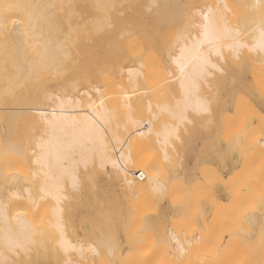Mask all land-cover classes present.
<instances>
[{
  "label": "bare ground",
  "instance_id": "6f19581e",
  "mask_svg": "<svg viewBox=\"0 0 264 264\" xmlns=\"http://www.w3.org/2000/svg\"><path fill=\"white\" fill-rule=\"evenodd\" d=\"M257 61L264 0H0V264H264L260 177L239 214L178 149L262 166ZM110 184L136 210L109 215Z\"/></svg>",
  "mask_w": 264,
  "mask_h": 264
},
{
  "label": "rangeland",
  "instance_id": "374dc122",
  "mask_svg": "<svg viewBox=\"0 0 264 264\" xmlns=\"http://www.w3.org/2000/svg\"><path fill=\"white\" fill-rule=\"evenodd\" d=\"M262 65H264L263 64V62H260V61H257V62H255L253 65H251L250 66V69H249V71L248 70H245V68H244V70L246 71H243V72H245V73H247L248 72V77L250 78L251 77V85H252V90L254 91V93L256 92V94L258 95V97H259V94L262 92V94L264 93V82L263 81H260L259 80V78H261L260 76H258L259 75V72H260V67H262ZM242 72V73H243ZM257 92H260L259 94L257 93ZM243 94V93H242ZM262 94H260V96L262 95ZM264 95V94H263ZM240 97H243L242 95H239ZM264 97V96H263ZM263 97H259V98H256V97H253L252 98V105H250V111L248 112L249 113V115H246L245 117H247V116H249L250 118H252V120H254V122H255V124L257 125H259V128H260V130H261V134H262V136H263V138H264V98ZM263 98V99H262ZM155 110L157 109V107H155L154 108ZM262 113V117L260 118L259 117V113ZM245 117H244V114H241V115H238V116H235V117H233V119L231 120V119H229V120H231L230 122H232L231 123V125L235 128H239V121H244L245 120ZM229 121H228V123H230ZM256 122H258V123H256ZM227 125V124H226ZM239 131H240V128L238 129ZM187 133V132H186ZM186 133L185 134H182V135H184L183 137H185V138H188L189 140H190V138L189 137H186ZM191 132L189 131V133H188V135L192 138V139H196V141H197V138H199L198 140H200L201 138H202V135H204V134H201V133H203V132H201V133H198V134H196V132H194V133H192L193 135L191 136V134H190ZM196 134V135H195ZM187 135V136H188ZM198 136V137H197ZM182 137V140H180L181 142L183 141V138ZM188 139H185L184 141L185 142H187V140ZM194 139V140H195ZM189 140H188V143H191L192 141L193 142H195L194 140H192V141H190L189 142ZM177 141V140H176ZM182 142V143H185V142ZM178 142V141H177ZM193 142L189 145L188 143L186 144V148H189V149H186V148H184L185 146V144L184 145H182V149L184 148V149H186V151H184V149L183 150H181L180 148V145H181V143H179L178 142V144H180V145H178V147H180V148H178L179 149V152H180V157H182L181 159H179L180 160V163L181 164H186V162L188 163V164H186V165H192L190 168H191V171H189V172H191L192 174H193V172L196 170V172H194L195 174H196V178L198 179V181L200 180V181H202V183L203 182H206L207 183V186H208V189H209V193L211 194L212 193V195H214V193H215V196L218 198V199H216L215 197V201L217 200V201H219V200H221L220 198H224L225 196V198H227L228 197V199H229V201L227 202V201H225L224 202V204H226V205H228L229 203H231V201H233V202H235L236 203V201H242V203H244V204H241L240 203V205L238 204V210H240L239 211V214H241L243 211H245V209L247 208V206L245 205L246 203L245 202H243V200H241V198H243V196L245 197L248 193H251V192H249V189L247 188V186H245L244 185V183H245V180H247V179H245L244 180V177L245 178H247V175H248V177L250 176V177H260V179L262 180V182L264 183V174L261 176V174H262V172H264V163L262 164V166L260 167L259 165H257V164H254V165H249V167H248V165H243V163L239 166L238 165V167L236 168L237 170L235 171V173L237 174V177H236V175H235V173H234V175L235 176H231V177H229V175L228 174H224V173H227L226 171H223V169L224 168H222V165H221V160H219L218 158H216V155L214 156L213 154H210L209 152H201V153H203V154H201V153H199L200 155H202V156H199V154L197 153V152H195V147L194 146H196V144H197V142H195L194 144L195 145H193ZM147 144H151V145H148V147H147V150H149L150 151V153H152V152H154L153 151V148H155L154 146V143L153 142H151V143H147ZM187 145H189L190 147H191V149H190V147L189 146H187ZM254 146L255 145H252V147L250 148V149H254ZM144 148H145V146H144ZM143 148V149H144ZM192 148H194L195 150L194 151H192L193 149ZM151 149H152V152H151ZM146 150V149H145ZM147 150L146 151H144V150H142V151H144V153L145 152H147ZM155 150V149H154ZM190 150V152L192 151V152H194L195 153V155L197 154L198 155V157L196 158V156L195 157H193V159L191 158V155H189V153L188 154H186L188 151ZM182 151V152H181ZM196 151H199V150H196ZM183 152H185V154L183 153ZM190 153V154H194V153ZM143 153V152H142ZM149 153V152H148ZM147 153V154H148ZM183 153V154H182ZM205 153H207L206 154V156H205ZM183 155V156H182ZM186 155H188V156H186ZM210 155H211V159H210ZM193 156V155H192ZM212 156H214L213 158H212ZM189 157V160L187 159ZM202 157V158H201ZM209 158V161H208V159H206V158ZM221 157V156H220ZM183 158H185V159H183ZM192 160H191V159ZM206 159V161H204L205 159ZM183 159V160H182ZM187 159V160H186ZM194 159H197L198 160V162H197V160L195 161V162H197L196 163V165L198 166V167H196L195 166V162L193 161ZM186 160V161H185ZM212 162H211V161ZM214 160H216V161H214ZM181 161H183V162H181ZM193 161V162H192ZM199 161H202L203 163V165L201 166V165H199V164H201ZM208 161V162H207ZM220 161V162H219ZM205 162V163H204ZM208 164H207V163ZM191 163V164H190ZM210 163V164H209ZM193 166H194V168H193ZM242 166V167H241ZM243 166H244V168H243ZM245 166H247V168L245 167ZM188 167V166H187ZM259 167L260 168H262V171H259L260 169H259ZM189 167H188V169H190ZM241 170V169H244V170H242V171H238V170ZM192 170H194V171H192ZM237 171H238V173H237ZM190 173V174H191ZM240 173V176L241 177H243L241 174H243L244 175V177L242 178V180H241V177L240 178H238L239 176H238V174ZM220 174H222L221 176L223 177H219V175ZM224 174V175H223ZM208 175V176H207ZM227 175H228V177H227ZM221 178L222 180H220L219 178ZM205 177H206V179H205ZM233 177V178H232ZM236 177V178H235ZM225 180V181H224ZM199 181V182H200ZM218 181H220V182H218ZM222 181H224L228 186H223V185H225V183L224 182H222ZM210 183H211V186H210ZM212 183H214V184H212ZM224 183V184H223ZM113 184V183H112ZM246 184V183H245ZM115 185V184H114ZM206 185V184H205ZM113 185H111L110 184V188L112 187ZM218 187V188H217ZM122 188V187H121ZM121 188H120V186H117V185H115L114 186V189H113V187L111 188V190H112V193H114L113 191L114 190H117V191H115V195H116V199H114V200H112V201H110L109 203H110V205L111 206H113V208L114 207H116V206H118L119 207V205L121 204V206H120V209L123 211V212H128V210H130V211H134V210H136V208L139 206L138 205V202L133 198V200H132V198H131V196H129L128 198H127V196H126V194H124L125 196H123V192H124V190L122 189L121 190ZM212 188V189H211ZM214 188V189H213ZM226 188V189H225ZM227 188H230V189H227ZM226 190V193H225V190ZM211 190H213V192L211 191ZM228 190V191H227ZM123 191V192H122ZM119 192V193H118ZM122 193V195H121V193ZM216 192H218L219 194H217L216 195ZM221 192V193H220ZM118 194V195H117ZM120 194V195H119ZM258 194H260V191L259 192H257V193H253V194H248V196L250 195H252V196H256V195H258ZM220 195V196H219ZM228 195V196H227ZM118 196H120L118 199L120 200V202L119 201H117L118 199H117V197ZM222 196V197H221ZM235 196V197H234ZM210 195H207V194H205L204 196H203V198H205L206 200H210ZM247 197V196H246ZM121 198V199H120ZM224 198V199H225ZM235 198V199H234ZM153 198H151V199H149L150 201H149V203L147 204V205H145L144 206V208H145V210L147 211V213L149 212L150 214H155L156 212H157V209L159 210L160 208H158L159 206H161V203L159 202V201H157V199L156 198H154L153 200H152ZM230 199H232V200H230ZM244 199V198H243ZM244 200H246V199H244ZM113 202V203H112ZM227 202V203H226ZM160 203V205H158ZM238 203V202H237ZM114 204H117V205H114ZM244 205V206H243ZM243 207H245V209L243 210ZM112 207H111V209H110V211H109V215H112V217H115V215H116V213H118V210L116 211V209L114 208L113 209ZM241 209H242V212H241ZM112 210V211H111ZM115 210V211H114ZM120 210V211H121ZM237 210V211H238ZM121 211V212H122ZM129 211V212H130ZM241 212V213H240ZM249 213L250 211H248V210H246V213ZM110 213H112V214H110ZM114 213V214H113ZM245 213V214H246ZM243 214V213H242ZM244 215V214H243ZM239 216V215H238ZM241 217H242V215H241ZM138 226H141L142 224H144L143 223V221H139V222H137L136 223ZM229 233L227 232L226 234H225V236L228 238L229 237ZM124 247V250H123V254H125V248H127L125 245L123 246ZM149 249H150V247H148ZM145 249H147V248H145ZM144 249V250H145ZM231 249V248H230ZM233 249V248H232ZM231 249V250H232ZM236 248H234V250H235ZM228 250V249H227ZM227 250L225 251V253H227L228 254V252L230 251V253L229 254H231V250H228V252H227ZM234 250H232V252L234 251ZM146 252H148V249H147V251H145V253ZM237 251L235 250V252H233L231 255H233L234 256V258L235 257H237V255L239 254V252H237ZM242 252H244V251H242ZM121 254H122V251L120 252ZM234 253H236L235 255H234ZM240 253H241V251H240ZM247 253H248V251H247ZM228 254V255H229ZM141 255V254H140ZM227 255V256H228ZM231 255L229 256V258H231ZM240 255V254H239ZM238 255V257L239 258H236V259H240L241 257ZM233 256H232V259H233ZM93 258V257H92ZM191 258L192 257H190L188 260H191ZM96 259H97V262H98V264H101L103 261H104V259L103 258H101L102 259V262H101V259H99V257L97 258H93V260H95V262H94V264H97V262H96ZM231 259V260H232ZM236 259H234V261L236 260ZM99 260V261H98ZM230 260V259H229ZM230 260V261H231ZM241 260H243L242 258H241ZM240 260V261H241ZM238 261V260H237ZM236 261V262H237ZM101 262V263H100ZM242 262V261H241ZM102 264H106L105 262L104 263H102ZM171 264H172V262H171ZM174 264V263H173ZM234 264H235V262H234ZM236 264H241L240 262H238V263H236Z\"/></svg>",
  "mask_w": 264,
  "mask_h": 264
}]
</instances>
